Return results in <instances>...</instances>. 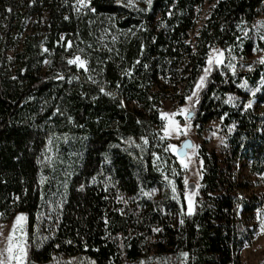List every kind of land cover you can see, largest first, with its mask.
<instances>
[{"label":"trees","instance_id":"obj_1","mask_svg":"<svg viewBox=\"0 0 264 264\" xmlns=\"http://www.w3.org/2000/svg\"><path fill=\"white\" fill-rule=\"evenodd\" d=\"M204 1L151 0L133 10L89 0L76 13L72 0H0V213L26 215V264L57 255L139 264L151 236L159 264H239L264 204L238 175L240 163L264 179V39L250 30L264 0H217L194 51L189 33ZM43 14L46 24L27 32L28 19ZM211 46L231 58L254 46L263 55L235 73L228 61L214 66L207 77L193 122L201 133L219 120L226 140L218 152L199 147V194L188 214L182 177L174 176V199L153 153L166 144L163 101L192 92ZM73 53L85 70L68 63Z\"/></svg>","mask_w":264,"mask_h":264},{"label":"rangeland","instance_id":"obj_2","mask_svg":"<svg viewBox=\"0 0 264 264\" xmlns=\"http://www.w3.org/2000/svg\"><path fill=\"white\" fill-rule=\"evenodd\" d=\"M118 3L125 5L129 7L130 9L137 10V9H143L146 8L148 5L147 0H116ZM217 0H205L202 5L198 6L196 8L195 14H196V21L195 26L189 33V42L192 45L194 51H199V45H200V29L205 22L206 17L208 16V13L210 11V8ZM89 6V0H86V5L82 6L79 3V0H72L71 7L74 12L76 13H83L86 11V9ZM46 24V15L43 14V16L40 17L39 20L36 19V17H31L28 19L26 23V30L27 32L31 31L32 26H40L43 27ZM251 30V37L253 39L257 37H264V9L261 12L259 16H257L254 21L252 22V25L250 27ZM110 33V31H107V35ZM101 42H103V38H105V34H101ZM111 36V34L109 35ZM262 39V38H261ZM70 46L69 42L66 44V47L68 48ZM214 50L222 53V60L223 63L229 62V67L232 70V72H239L241 70L247 69V63L254 59L261 57L263 55V51L258 49L257 47H252L250 49L246 56H234L231 58L228 56L225 50L220 49L215 46H211L208 48V51L206 53V60H205V66L202 69V72L197 78L196 83L199 81V78L202 75H205V69H209L206 75V79L204 81V86L207 81V77L212 70L214 66H217L215 63L212 65H209L207 63L208 57L210 54H213ZM11 53V52H9ZM76 57H79L81 60L85 61L80 55L73 53L72 56L69 57V60H75ZM229 58V59H228ZM74 64L76 69H86V61L83 66H79L76 63ZM220 64V65H221ZM244 87L249 89L253 94L256 92L255 89H251L250 86L242 84ZM200 88L197 90V95L195 97L192 96L193 90L196 89V84L192 90V92L187 95L186 97H192L191 100H186L183 98L182 101H179L178 98L172 99V100H165L162 103V106L159 110V115L161 118V112L166 113H173L178 112L180 108L188 107L191 109L192 117L189 121V127L186 129V134L176 133V132H170L169 135H165V132L163 131V128L161 130V138L166 141V144L161 149L160 153L155 154V161L157 165L160 167V169L164 173L165 177V183L167 186H170L172 188V185L174 184V176H181L182 177V183H183V197L185 192H195L196 194L193 196V210L195 207L196 197L199 194V186H200V179H201V160L198 157V149L200 146H205L208 150H213L215 152H218L220 150V147L224 144L226 140V132L222 128L219 120H211L205 124V129L199 133L198 132V125L194 124L193 118L196 113V107L199 100L200 92L204 88ZM251 106L253 109H261L263 106L260 102H258V97L254 96L251 102ZM162 119V118H161ZM177 121V123L182 127L185 123L184 117L177 114L175 117H173ZM163 123L165 124L166 121L163 120ZM164 127V125H163ZM230 131V130H229ZM189 138L191 139L192 143L195 145H198L199 147L195 149V152L193 154L192 149H188L189 156L191 159V162L188 163L187 168H183L179 162V159L177 158L176 154L171 150H165L169 144L175 145L177 149L180 147L181 142ZM160 148V147H159ZM171 155L175 157V161L178 162L180 166V170H177V167L174 163V160L172 159ZM187 163V160H186ZM175 170V174L173 172ZM238 175L242 178H245L248 182V192H257L259 194L264 195V179H262L260 176L249 174L247 171L246 164L241 165L240 163L238 165ZM185 180L187 181V186L185 184ZM171 181V184L169 183ZM198 186V187H197ZM178 191L176 190V193ZM154 194H158V190L155 189L153 191ZM118 200L121 201V203H126L128 201V198L126 196H121L118 198ZM186 204V212L188 213V205L187 201L184 199ZM193 212V211H192ZM17 214H23L25 217L24 221V232L26 233V240H27V232H26V215L22 212H18L16 210H12L9 214L4 215L0 213V260L4 261V264H15V260L9 261L8 260V253L6 251L7 249V237L9 233L12 230V225L14 223V218L17 216ZM264 220V204L260 210H258L255 214L253 225H254V234L248 244H246L238 253L239 257V264H264V230L261 229V221ZM173 222L178 223L179 218L177 215L173 217ZM156 231H154L155 233ZM154 241H156V238L151 236L148 239V251L149 258L147 260L139 262V264H159L158 259L155 258L156 256H153V253H157L156 248L154 247ZM174 259V257L172 258ZM24 264H26V256L24 258ZM46 264H93L88 259L78 257V256H61L57 255L52 259L51 261L47 262Z\"/></svg>","mask_w":264,"mask_h":264},{"label":"snow or ice","instance_id":"obj_3","mask_svg":"<svg viewBox=\"0 0 264 264\" xmlns=\"http://www.w3.org/2000/svg\"><path fill=\"white\" fill-rule=\"evenodd\" d=\"M149 5L151 4V0H147ZM79 3L84 6L86 5V0H79ZM264 39V37H261ZM223 62L222 60V53L214 50L213 54H210L207 60V63L209 65H212L215 63L216 65H220ZM261 62L264 63V58H261ZM69 64L76 63L79 66H83L85 64V61L81 60L79 57H76L75 60H69ZM209 69H205V75H202L199 78V81L196 83V89L193 90L192 96L195 97L197 95V90L202 88L204 86V81L206 79V75ZM186 100H191L192 97H185ZM231 97L229 98L228 102H231ZM247 107V105H246ZM177 114L184 117L185 123L181 127L173 117H175ZM191 117V109L188 107H183L178 110V112L173 113H166L161 112V118L162 120H165L166 123L164 124L163 131L165 132V135H169L170 132H176L181 134H186V129L189 127V121ZM223 119V117L221 118ZM163 139V137H162ZM199 146L190 143L189 141L185 140L184 143L181 145L180 149H177L175 145L169 144L168 147L165 149L166 151L171 149L179 159V162L183 168L188 167V163L191 162L188 149L193 150V154L195 152V149H197ZM155 155V153H153ZM187 160V163H186ZM175 174V170H173ZM171 184V181L169 182ZM185 184L187 186V181L185 180ZM198 187V186H197ZM172 191L174 193L173 198L175 199V192L176 188L174 185H172ZM195 192L189 193L185 192L184 199L187 201L188 205V214H191L193 211V196L195 195ZM147 195V193H145ZM24 221L25 217L23 214H17V216L14 218V223L12 225V230L9 233L7 237V253H8V260L12 261L15 260V264H24V258L26 256V233L24 232ZM261 229L264 230V220L261 221ZM153 231H159V229H153ZM186 255V254H182ZM0 264H4L3 260H0Z\"/></svg>","mask_w":264,"mask_h":264},{"label":"water","instance_id":"obj_4","mask_svg":"<svg viewBox=\"0 0 264 264\" xmlns=\"http://www.w3.org/2000/svg\"><path fill=\"white\" fill-rule=\"evenodd\" d=\"M191 117H192V114H191ZM191 117H190V118H191ZM185 140H187V141H189L190 143H192L191 139L186 138V139H184V140L181 142V145L184 143ZM192 144H193V143H192ZM181 145H180V147H181ZM180 147H179L178 149H180ZM187 151H188V150H187Z\"/></svg>","mask_w":264,"mask_h":264}]
</instances>
